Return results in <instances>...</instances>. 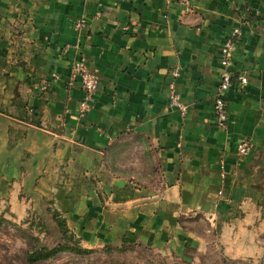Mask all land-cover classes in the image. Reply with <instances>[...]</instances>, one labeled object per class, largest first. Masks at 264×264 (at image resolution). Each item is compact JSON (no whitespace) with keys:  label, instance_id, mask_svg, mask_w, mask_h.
<instances>
[{"label":"crops","instance_id":"0c3cea01","mask_svg":"<svg viewBox=\"0 0 264 264\" xmlns=\"http://www.w3.org/2000/svg\"><path fill=\"white\" fill-rule=\"evenodd\" d=\"M235 30L223 130L212 96L221 41ZM81 58L99 81L82 118ZM172 82L184 116L168 104ZM125 138L153 151L158 192L113 172L110 153ZM243 140L252 150L239 158ZM23 192L54 200L87 246L187 247L194 238L180 233V217L238 209L222 225L224 246L231 258L255 251L264 238V0H0V198L20 213Z\"/></svg>","mask_w":264,"mask_h":264},{"label":"rangeland","instance_id":"374dc122","mask_svg":"<svg viewBox=\"0 0 264 264\" xmlns=\"http://www.w3.org/2000/svg\"><path fill=\"white\" fill-rule=\"evenodd\" d=\"M77 23L82 25L81 20H76L73 27ZM152 153L147 142L125 138L113 147L109 162L117 177L124 178L131 188L154 194L161 189L163 179L157 163L151 158ZM18 199V205L22 207L20 213L11 209L7 198H0V264H24L25 252L31 247L38 248V245L49 250L66 245L74 250L59 252L35 264H264V238L257 239L260 247L255 251L242 250L241 254H237L240 257L231 258L230 249L224 246L222 225L241 218L243 213L238 209L216 210L213 216L194 211L180 217V233L188 232L195 241L187 247L183 243L165 248L140 243L87 246L70 232L66 218L54 209V200L39 199L28 192L21 193ZM59 220L65 221L66 236L70 234L72 240L68 241L62 236L56 224Z\"/></svg>","mask_w":264,"mask_h":264},{"label":"built area","instance_id":"2783aa9c","mask_svg":"<svg viewBox=\"0 0 264 264\" xmlns=\"http://www.w3.org/2000/svg\"><path fill=\"white\" fill-rule=\"evenodd\" d=\"M79 26L80 23L75 24V28H78ZM239 36L240 32L238 30L233 31L223 40L219 49L220 64L223 70L220 73L218 85L212 96V109L217 126L223 130L226 129L228 124V111L224 95L233 84L230 66L232 65L233 60L234 44ZM172 75L176 78L178 76L177 71H174ZM73 76L78 77L81 89L83 91V101H81L78 106V113L82 118L85 117L89 111L88 104L92 101L95 93L97 92L99 81L97 77L87 69L83 58L75 63L73 68ZM236 80L241 86L247 84V79L245 76L240 75L236 78ZM167 101L169 106L177 110L181 116L185 115L187 107L183 102H181L180 97L175 89L174 82L168 85ZM251 150L252 147L250 143L246 140H243L236 146V156L239 158L246 157L250 154Z\"/></svg>","mask_w":264,"mask_h":264},{"label":"trees","instance_id":"16d2710c","mask_svg":"<svg viewBox=\"0 0 264 264\" xmlns=\"http://www.w3.org/2000/svg\"><path fill=\"white\" fill-rule=\"evenodd\" d=\"M1 222L2 220H0V223ZM56 224H57V227L60 229L62 236L65 239H67L68 241L73 239V237L70 234H69V237L66 236L68 234V231H67L64 220L56 221ZM31 239L36 241L37 243L39 242L38 239H35L33 237H31ZM66 250L71 251L74 249H71L70 247H67L66 245H63V246L59 245L57 248L49 250L46 247L38 245V248L31 247V250H29L28 252H25L23 262L24 264H35L37 262L52 258L59 252L66 251Z\"/></svg>","mask_w":264,"mask_h":264}]
</instances>
